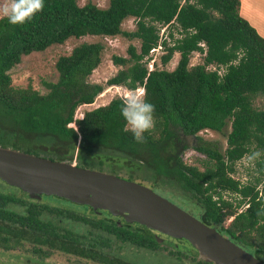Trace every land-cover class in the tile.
<instances>
[{
  "label": "trees",
  "instance_id": "16d2710c",
  "mask_svg": "<svg viewBox=\"0 0 264 264\" xmlns=\"http://www.w3.org/2000/svg\"><path fill=\"white\" fill-rule=\"evenodd\" d=\"M238 5V0H109L100 8L90 2L78 6L76 0H44L43 11L23 24L0 19V146L18 150L22 143L36 142L33 148L21 147L22 151L35 155L41 151L43 157L58 161L71 159L75 149L80 154L98 151L113 164L152 171V186L169 191L159 195L169 196L166 199L174 204V199L179 201L183 208L178 207L264 262V180L239 186L228 176L233 162L249 152L250 144L261 153L257 166L264 175V38L239 16ZM128 17L134 18L133 31L120 29ZM156 24H174L180 37L168 45L159 40ZM116 34L136 39L139 48L136 51L129 44L126 58L111 57L112 64L124 68L105 85L146 90V99L156 110L155 125L144 133L143 142L126 131L121 98L73 120L76 106L92 103L102 91V85L85 80L100 61L98 42L80 43L59 56L54 63L57 80L43 82L48 90L44 94L29 84L11 85L8 70L22 55L70 37ZM158 44L165 50L159 57L161 65L178 53L172 70L147 69L144 58ZM191 52L200 53L201 62L188 66ZM257 96L262 97L260 107L252 104ZM71 122L76 129L67 126ZM205 129L225 135L223 150L196 135ZM188 147L205 156L204 169L180 159ZM174 190L184 192L196 207L170 194ZM224 191L240 197L234 207L222 198ZM14 192L0 190L3 249L26 242L93 263L135 264L114 255L116 246L161 248L147 231L78 211V206H85L60 207ZM245 201L246 207L237 212L235 207ZM228 216L232 218L224 226Z\"/></svg>",
  "mask_w": 264,
  "mask_h": 264
},
{
  "label": "rangeland",
  "instance_id": "374dc122",
  "mask_svg": "<svg viewBox=\"0 0 264 264\" xmlns=\"http://www.w3.org/2000/svg\"><path fill=\"white\" fill-rule=\"evenodd\" d=\"M109 0H76L78 6H82L86 2H90L97 7L105 8L108 5ZM3 0H0L2 3ZM157 32L159 40H164L168 45L171 44L172 40L179 38L180 35L175 28L174 24L170 25H157ZM120 29L123 31H133L135 29V22L133 17H128L124 19L120 24ZM262 31V32H261ZM264 31V23L260 26V33ZM257 32V31H256ZM98 42L102 45V50L100 51V61L98 65L91 71V73L85 78L86 82L90 84H100L102 85V91L98 93L92 103L89 104H79L76 106L73 112V120L79 119L82 117L83 113L92 110L96 107L103 106L108 104L114 98H122L128 91L123 85H111L106 86L105 81L115 75L119 69H123L124 66L114 65L111 62V57L122 56L127 57L126 48L129 44H132L136 51H138L139 43L136 39H127L121 34H116L113 36H92L85 35L78 38L70 37L66 39L61 44H53L48 46L42 51L31 52L27 55H22L17 64H14L9 70L8 73L11 78V85L13 87H25L27 84L31 86L32 89L38 91V93L44 94L47 92V88L43 85V82L54 83L57 80V72L54 67L56 59L61 55H67L70 53L71 49L77 46L80 43H91ZM201 46L204 47L202 43ZM165 53L163 46L160 44L159 48L151 49L148 52V55L144 58L145 65L147 69L153 68H165L167 70H172L178 60V53L174 52L169 59V61L161 65L159 62V57ZM201 62V54L198 52H191L188 60V66L198 64ZM213 66H209L212 68ZM223 70L219 68L218 72L221 73ZM141 89V88H135ZM134 90V89H133ZM254 107H260L262 104V97L257 96L253 102ZM67 126L76 129L74 122H71ZM229 130L227 125L225 131ZM202 140L215 142L219 150H223L225 147V135L220 134L211 130H200L196 133ZM186 141L188 144L191 143V138L187 137ZM33 144L38 145L39 143H22L21 147H31ZM9 147V146H7ZM18 148L19 151H22L24 148ZM249 152H246L241 158L233 162L232 171L228 173V176L237 181L239 186L254 184L256 179H260V183L264 180V175L258 173V161L259 157L256 159H250L252 154L258 150L253 149L254 144H250ZM11 148V147H9ZM16 149V148H13ZM38 155H42L41 151L38 152ZM106 155V153L104 154ZM113 155V154H111ZM103 153L98 151H92L90 153L80 154L76 149L69 162L94 170H98L105 173H110L118 175L129 180H133L140 184H143L151 189H154L156 193L169 194V191L165 193L160 191L165 189L162 186L153 187V173L152 171L145 172L144 169H129L123 164H113L104 159ZM180 159L189 166H195L197 169H204V164L206 163V158L203 154L193 150L192 148H187L179 155ZM101 164L98 160H101ZM12 186V187H11ZM158 187V188H157ZM12 188L15 190V195L18 197H25L28 200H42L49 204L59 205L60 207L68 206L75 209L73 204H79V212H86L88 215L95 214L97 216H105L118 225L121 224H131L132 227L139 228L141 231L149 233L150 237L156 239L161 248H158L156 251H151L144 248H127L124 245H117L116 250L113 253L116 256H121V258L130 260L135 264H214L212 262H205L197 251L181 237H175L167 233L159 232L155 229H152L148 226H145L143 223L135 220H127L125 217L128 215L126 211L112 209V207H95L87 203H77L70 201L68 198H63L55 194H40L38 198L29 196L27 192L19 186L8 184L4 179L0 177V190ZM256 188H260V184H257ZM10 190V189H9ZM176 198H181L183 201H188L191 207H196L195 202L190 201L186 194L181 190L170 191ZM41 197V199H40ZM51 197H54L55 200ZM169 198V196H165ZM222 198L230 202L232 207H234L240 197L232 192L224 191L222 192ZM40 199V200H39ZM64 200V201H63ZM63 203H61V202ZM174 202L179 205V201L174 199ZM246 207V201L240 203L235 207L237 212L242 211ZM232 216L226 217L223 225L225 226ZM253 233V232H252ZM98 264L93 263L90 260L76 257L74 255H68L60 253L55 250L48 249L43 246H35L26 242L16 243L9 249H3L0 246V264Z\"/></svg>",
  "mask_w": 264,
  "mask_h": 264
},
{
  "label": "water",
  "instance_id": "95a60500",
  "mask_svg": "<svg viewBox=\"0 0 264 264\" xmlns=\"http://www.w3.org/2000/svg\"><path fill=\"white\" fill-rule=\"evenodd\" d=\"M0 177L35 198L55 194L77 203L126 211L127 220L186 240L205 262L264 264L153 189L118 175L0 146Z\"/></svg>",
  "mask_w": 264,
  "mask_h": 264
},
{
  "label": "clouds",
  "instance_id": "9594fccd",
  "mask_svg": "<svg viewBox=\"0 0 264 264\" xmlns=\"http://www.w3.org/2000/svg\"><path fill=\"white\" fill-rule=\"evenodd\" d=\"M43 8L44 0H3L0 3V19L7 18L13 25L23 24L43 11ZM146 96V90L141 88L130 90L121 98L120 114L126 122V131L131 132L137 142H143L144 133L155 125V105L148 102ZM260 155L256 151L250 159H256Z\"/></svg>",
  "mask_w": 264,
  "mask_h": 264
},
{
  "label": "crops",
  "instance_id": "0c3cea01",
  "mask_svg": "<svg viewBox=\"0 0 264 264\" xmlns=\"http://www.w3.org/2000/svg\"><path fill=\"white\" fill-rule=\"evenodd\" d=\"M238 14L264 38V31L260 33V26L264 23V0H238ZM262 32V31H261Z\"/></svg>",
  "mask_w": 264,
  "mask_h": 264
},
{
  "label": "built area",
  "instance_id": "2783aa9c",
  "mask_svg": "<svg viewBox=\"0 0 264 264\" xmlns=\"http://www.w3.org/2000/svg\"><path fill=\"white\" fill-rule=\"evenodd\" d=\"M160 47V45L158 44L155 48H153V49H156V48H159Z\"/></svg>",
  "mask_w": 264,
  "mask_h": 264
}]
</instances>
